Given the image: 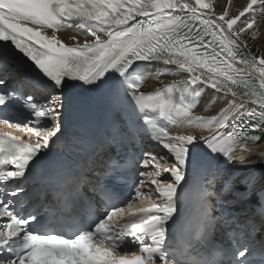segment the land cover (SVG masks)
Here are the masks:
<instances>
[{
	"label": "snow or ice",
	"instance_id": "snow-or-ice-1",
	"mask_svg": "<svg viewBox=\"0 0 264 264\" xmlns=\"http://www.w3.org/2000/svg\"><path fill=\"white\" fill-rule=\"evenodd\" d=\"M227 4L217 14L206 0H0V58L9 60L14 52L31 62L48 90L43 102L10 88L0 90V124L26 129L36 140L27 143L0 132V218H7L0 223V264H264V174L239 178L248 187L241 197L251 193L255 207L241 224L223 219L221 227L232 233L230 247L206 240L194 261L177 249L169 232L183 194L178 189L196 170L201 146L210 160L222 159L226 165L242 163L254 149L264 148V54L249 46L258 42L256 16H264V0H248L236 13L230 12L232 0ZM65 29L84 40L73 35L72 43H65L57 35ZM160 64L163 72L184 73V80L144 93L141 88L151 67ZM247 69L258 72L259 78ZM160 74L157 69V78ZM5 80L0 76V85ZM71 84L86 88L109 111H128L122 96L133 108L139 104L157 109L155 115L137 111L140 122L130 130L109 121L106 142L139 143L150 132L166 152L130 154L125 164L135 172L128 177L113 161L95 178L83 166L61 194V211L69 219L79 215L80 226L69 232L42 231L38 215L22 214L13 198L25 191V180L45 160L52 138L62 135L68 102L64 89ZM177 88L180 102L169 104L165 97ZM202 90L214 97L204 110L215 104L216 114L193 115ZM16 104L32 119L13 113ZM177 108L179 120L172 116ZM157 117L171 120L160 126ZM183 120L207 126L210 134H172L170 128ZM90 147L85 145V150ZM109 175V182L97 187ZM122 179L128 181L127 191L118 186ZM85 183L92 192L88 198L81 191ZM230 184L224 185L225 191ZM218 202L223 204L220 197Z\"/></svg>",
	"mask_w": 264,
	"mask_h": 264
},
{
	"label": "bare ground",
	"instance_id": "bare-ground-1",
	"mask_svg": "<svg viewBox=\"0 0 264 264\" xmlns=\"http://www.w3.org/2000/svg\"><path fill=\"white\" fill-rule=\"evenodd\" d=\"M206 2H211L214 5V8H215V11L217 12V14L221 13L225 7H228L227 0H206ZM247 2H248V0H232L230 12L236 13L238 10H242V7L245 6L247 4ZM257 10L259 11V6H257ZM249 15H251V13ZM256 23H257L256 31H258L260 34L258 37V42L253 44V42L250 41L249 46L253 51L258 50L261 54H264V16L257 15L256 16ZM57 35L60 38H62L65 43H72L71 37L73 35H77L81 41H83L85 38L83 35L78 34L77 32H75L73 30H69L67 32H62V33H57ZM251 71H252L253 75H256V77L259 78L258 72H256L255 70H252V69H251ZM179 78H185V74L180 73L178 71L171 72L170 75H168L167 77L164 78L163 82H160V84L165 85L169 81H173V80H176ZM157 86H159V85H157ZM213 98H214L213 95L210 92H208V90H202V103H201V106L196 111V114L197 115H208V116H210L211 113L216 108H218V106L214 104L209 110L205 111V110H203V105L209 103V101H211ZM216 99H219V98H216ZM208 133H209V130H208L207 126L198 125V126L194 127V129H184L180 135L191 134V135H194L197 138H199L201 135H206ZM178 135H179V133H178ZM261 152H264V148L257 147L256 149H254L253 155H251L248 158L249 161L250 160L252 161V163H250V168H253V169L256 168L257 171L248 170V169L243 167L244 165L241 162L236 161L232 165H230L231 170H232L230 173L231 174L234 172L239 173V177H238L239 182H240L239 178H242V177L247 176L249 174H255V176L257 178H259L262 174H264V155H259V153H261ZM247 168H249V167H247ZM258 183H259V179H258ZM241 184H244V183H241ZM212 186H216L219 189V191H216L215 188L210 189L211 197H213L214 201H218V197H220L224 188L219 184H213ZM239 189L241 191L248 192V187L245 184L241 185L239 187Z\"/></svg>",
	"mask_w": 264,
	"mask_h": 264
},
{
	"label": "rangeland",
	"instance_id": "rangeland-1",
	"mask_svg": "<svg viewBox=\"0 0 264 264\" xmlns=\"http://www.w3.org/2000/svg\"><path fill=\"white\" fill-rule=\"evenodd\" d=\"M214 109V108H213ZM218 111V108H216L212 113H211V115H214V114H216V112ZM253 159V158H252ZM240 162V161H239ZM250 163H252V161L250 160L249 161V159H246V161L244 160L243 162H242V164L244 165H242L244 168H246V169H248V170H253V171H257V169L256 168H250ZM247 164V165H246ZM247 167H249V168H247ZM235 173V172H234ZM236 202H237V200H235Z\"/></svg>",
	"mask_w": 264,
	"mask_h": 264
}]
</instances>
